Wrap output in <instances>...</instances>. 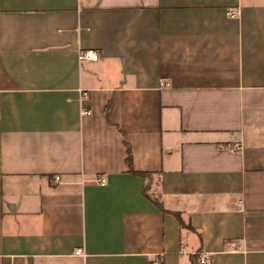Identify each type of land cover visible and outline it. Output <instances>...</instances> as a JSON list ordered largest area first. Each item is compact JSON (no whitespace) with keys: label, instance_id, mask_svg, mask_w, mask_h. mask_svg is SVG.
<instances>
[{"label":"crops","instance_id":"crops-1","mask_svg":"<svg viewBox=\"0 0 264 264\" xmlns=\"http://www.w3.org/2000/svg\"><path fill=\"white\" fill-rule=\"evenodd\" d=\"M201 254L264 264V0H0V264Z\"/></svg>","mask_w":264,"mask_h":264},{"label":"built area","instance_id":"built-area-1","mask_svg":"<svg viewBox=\"0 0 264 264\" xmlns=\"http://www.w3.org/2000/svg\"><path fill=\"white\" fill-rule=\"evenodd\" d=\"M229 15L231 17H235V16H237V12L231 11V12H229ZM98 58H99V52L96 50H92V49H87V50L81 51L78 54V59L80 61H83V60L97 61ZM161 84L165 85L166 83L162 82ZM89 113H90V110H88V109L82 110V114H89ZM59 181H60V179L58 177H55L52 180L53 183H57ZM96 182L103 184V180H101V179H97ZM77 253L80 254L81 252L77 251ZM209 263H210L209 256L206 254H201L200 258H199V264H209Z\"/></svg>","mask_w":264,"mask_h":264},{"label":"trees","instance_id":"trees-1","mask_svg":"<svg viewBox=\"0 0 264 264\" xmlns=\"http://www.w3.org/2000/svg\"><path fill=\"white\" fill-rule=\"evenodd\" d=\"M125 147H126V159H125L126 165L128 166L130 172L135 173L132 169V154H131L130 147L127 144H125ZM136 174H138L142 177H149V174H147V173H136ZM144 195H145V191H144ZM152 201L154 202L155 205L159 206V204L156 200L153 199ZM175 217H176V220L178 221L180 228L185 227V224L183 223L180 215L175 214ZM197 264H199V262H197Z\"/></svg>","mask_w":264,"mask_h":264}]
</instances>
